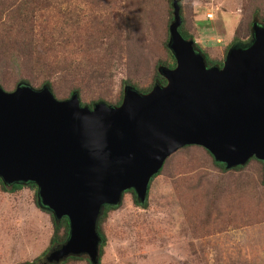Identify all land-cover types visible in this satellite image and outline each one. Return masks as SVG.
<instances>
[{
    "label": "rangeland",
    "instance_id": "1",
    "mask_svg": "<svg viewBox=\"0 0 264 264\" xmlns=\"http://www.w3.org/2000/svg\"><path fill=\"white\" fill-rule=\"evenodd\" d=\"M177 3L179 32L220 63L264 18V0ZM170 7L169 0H0V87L48 81L56 99L76 89L82 105H118L124 85L150 89L157 61L168 60ZM24 184L0 189V264L43 261L49 250L48 211L35 203L36 187ZM144 202L124 193L105 214L99 264H264L260 161L222 169L202 147L183 146L163 161ZM66 264L89 263L81 256Z\"/></svg>",
    "mask_w": 264,
    "mask_h": 264
},
{
    "label": "water",
    "instance_id": "2",
    "mask_svg": "<svg viewBox=\"0 0 264 264\" xmlns=\"http://www.w3.org/2000/svg\"><path fill=\"white\" fill-rule=\"evenodd\" d=\"M166 47L174 66L158 65L164 84L147 92L124 85L118 105H81L71 91L56 99L45 84L0 87V181L32 183L38 207L64 217L67 237L45 263L85 256L98 264L96 231L104 206L132 190L139 205L163 161L177 149H205L225 169L250 158L264 166V23L247 42L232 43L221 65H206L184 38L177 0H170Z\"/></svg>",
    "mask_w": 264,
    "mask_h": 264
},
{
    "label": "trees",
    "instance_id": "3",
    "mask_svg": "<svg viewBox=\"0 0 264 264\" xmlns=\"http://www.w3.org/2000/svg\"><path fill=\"white\" fill-rule=\"evenodd\" d=\"M169 3H170V0H169ZM171 8V7H170ZM169 8V9H170ZM262 21L263 22H261V23H264V18L262 19ZM252 22H257V21H252ZM251 22V23H252ZM250 23V24H251ZM258 23V22H257ZM180 29V28H179ZM180 34L181 35H184V36H186V38H191L190 36H188V35H185L181 30H180ZM194 49L196 50V51H198L202 56H203V58H204V61H205V63H206V65H218V66H220L221 65V63L220 62H218V61H216V60H213V59H211L207 54H206V52L203 50V48L201 47V46H199L197 43H195L194 42ZM167 57H168V60H158L157 61V64H162V65H165V66H167V67H169V68H171V67H173L174 66V59H173V57H172V55L170 54V52L167 50ZM25 80V79H24ZM154 81H155V83H157V84H164V79L161 77V76H159L158 74H156L155 75V79H154ZM26 82V81H25ZM27 83V82H26ZM43 84H45V85H47L48 87H49V89H50V85H49V82L48 81H44L43 82ZM42 84V85H43ZM134 88H136L135 86H133ZM137 89V88H136ZM149 88H147L146 90H141V89H137V91L139 90V92H146L147 90H148ZM76 93H77V90L75 89L74 90ZM78 95V94H77ZM119 102H117L116 104H118ZM81 104V103H80ZM82 105V104H81ZM208 153V152H207ZM209 154V153H208ZM250 159H254V158H250ZM249 159V160H250ZM248 160V161H249ZM215 163V162H214ZM261 164H262V162H260ZM215 165L216 166H218V167H220V168H222V169H225L224 167H223V165L222 164H218V163H215ZM263 165V164H262ZM241 166H235V167H232V168H230V169H238V168H240ZM160 171V170H159ZM158 171V172H159ZM158 174V173H157ZM157 174H155V175H153L152 177H151V179L154 177V176H156ZM151 179H150V181H151ZM23 184H11V185H3L2 183H1V181H0V189L1 190H3V191H7V190H9V191H13V190H16V189H18V188H20V186H22ZM24 185H27V186H29V187H32V188H34V185L32 184V183H25ZM9 188V189H8ZM124 193H130L131 194V196H132V200H133V202H134V204H136V205H138L139 206V204H138V202H137V200H136V198H135V195H134V193H133V191L132 190H127V191H125ZM123 193V194H124ZM36 203V202H35ZM145 203V202H144ZM143 203V204H144ZM115 208V206H104L103 207V209H102V212H101V214L99 215V217H98V219H97V225H96V231L98 232V235L100 236V240H101V243H100V245H99V247H98V264H99V258H100V255H101V250H102V246H103V244H104V242H105V238H104V235H103V232H102V230H101V224H102V222L104 221V219H105V214L108 212V211H110V210H112V209H114ZM48 214H49V217H50V220H51V225H52V234L50 235V237H49V240H48V249H50V248H55V247H57V246H59L60 244H62L63 242H64V240L66 239V237H67V231H68V226H67V221H66V219L64 218V217H62V218H60V219H58V220H54L53 218H52V216H51V214L48 212ZM79 258H81V256H68V257H66L64 260H62L61 262H59L58 264H66L68 261H73V260H77V259H79ZM19 264H54V263H45L44 262V260L43 261H38V262H28V261H25V262H22V263H19Z\"/></svg>",
    "mask_w": 264,
    "mask_h": 264
}]
</instances>
